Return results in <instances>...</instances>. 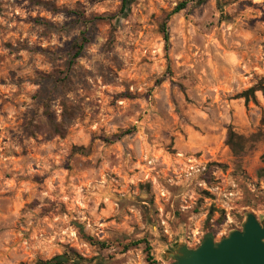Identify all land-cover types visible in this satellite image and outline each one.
Masks as SVG:
<instances>
[{"label":"rangeland","instance_id":"obj_1","mask_svg":"<svg viewBox=\"0 0 264 264\" xmlns=\"http://www.w3.org/2000/svg\"><path fill=\"white\" fill-rule=\"evenodd\" d=\"M179 1L0 0V264H170L264 218V0L189 2L166 46Z\"/></svg>","mask_w":264,"mask_h":264},{"label":"water","instance_id":"obj_2","mask_svg":"<svg viewBox=\"0 0 264 264\" xmlns=\"http://www.w3.org/2000/svg\"><path fill=\"white\" fill-rule=\"evenodd\" d=\"M264 220L260 223L254 213H248L243 229L233 230L220 242L207 237L197 248L175 245L168 256L176 258L171 264H264Z\"/></svg>","mask_w":264,"mask_h":264},{"label":"trees","instance_id":"obj_3","mask_svg":"<svg viewBox=\"0 0 264 264\" xmlns=\"http://www.w3.org/2000/svg\"><path fill=\"white\" fill-rule=\"evenodd\" d=\"M207 0H181L179 1L176 6L173 8L170 14L167 15V17L164 19L162 26H161V32L163 34L164 41L166 43V46L169 43V31L167 22L169 19V16L171 14L177 13L183 9H185L189 2H194L197 4H202L206 2ZM129 0H123L121 9H126L128 7ZM87 41V37L85 34V31L81 33V40L80 42L76 43V56H80L81 50L83 49L84 43ZM259 90L256 87H251L250 89L243 92V96L246 100L249 99V95L254 94L255 91ZM47 116V119L50 121L53 127H55V130L58 132H62V124H57L54 119L52 118L51 114L46 112L45 114ZM244 137L241 135L236 134L232 130L229 131L227 136V144L230 146L231 150L235 155H239L243 149H244ZM240 143V144H239ZM262 162L264 164V152L262 154ZM260 176L264 177V166L259 171ZM88 264V260L84 258L77 250L74 248H66L62 253H57L53 255L52 257L48 259H38L33 264Z\"/></svg>","mask_w":264,"mask_h":264},{"label":"flooded vegetation","instance_id":"obj_4","mask_svg":"<svg viewBox=\"0 0 264 264\" xmlns=\"http://www.w3.org/2000/svg\"><path fill=\"white\" fill-rule=\"evenodd\" d=\"M254 215H255V214H254ZM255 216H256V215H255ZM256 218H257V220H258L260 223H261V222L263 221V219H264V218H258L257 216H256ZM245 220H246V219H245ZM243 223H244V222H243ZM242 229H243V224H242V226H241L239 229H236V230H240V231H242ZM228 236H229V235H228ZM228 236H226V237H228ZM208 237H211V236H208ZM226 237H224V238H226ZM206 238H207V237H206ZM206 238H204V240H205ZM212 238H213V237H212ZM222 239H223V238H222ZM222 239H220L219 241H217V240H215V239L213 238L215 244L218 243V242H220ZM204 240H203V241H204ZM203 241H202V242H203ZM263 241H264V239H263ZM202 242H201V243H202ZM201 243H200V244H201ZM199 246H200V245H199ZM196 248H197V247H196ZM172 251H174V250L172 249ZM174 261H176V258H173V259H172V262H174ZM172 262H171V263H172ZM171 263H170V264H171Z\"/></svg>","mask_w":264,"mask_h":264}]
</instances>
